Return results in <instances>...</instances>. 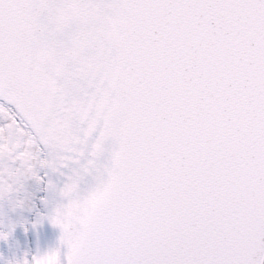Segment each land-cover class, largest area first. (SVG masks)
Returning <instances> with one entry per match:
<instances>
[{"label":"snow or ice","instance_id":"snow-or-ice-1","mask_svg":"<svg viewBox=\"0 0 264 264\" xmlns=\"http://www.w3.org/2000/svg\"><path fill=\"white\" fill-rule=\"evenodd\" d=\"M0 120L77 264H264V0H0Z\"/></svg>","mask_w":264,"mask_h":264},{"label":"rangeland","instance_id":"rangeland-1","mask_svg":"<svg viewBox=\"0 0 264 264\" xmlns=\"http://www.w3.org/2000/svg\"><path fill=\"white\" fill-rule=\"evenodd\" d=\"M6 121L0 120V125ZM44 158V154L42 157ZM45 168H37V174L42 179L37 180L36 176H29L23 180V192L13 193L10 198L0 199V229L8 230L10 224H15L12 238L8 242L0 241V253L5 257H11L14 253L23 255L24 252L33 254V247L30 241L29 223L43 212L41 197L44 194ZM23 208H14V201L25 199ZM27 223L28 231L25 232L24 224ZM31 259V255L28 257ZM0 264L3 261L0 260Z\"/></svg>","mask_w":264,"mask_h":264},{"label":"water","instance_id":"water-1","mask_svg":"<svg viewBox=\"0 0 264 264\" xmlns=\"http://www.w3.org/2000/svg\"><path fill=\"white\" fill-rule=\"evenodd\" d=\"M106 147L110 151L111 145H107ZM44 155V158L51 159V157L47 155V152H45ZM81 163H86V160L82 159ZM79 167V165L73 164L69 168H62L60 172H54L51 169L45 168L44 194L41 197V205L43 212L41 214L47 215L50 211L54 209L55 205H59L61 203L58 191L49 193L46 190L48 180H52L57 185V189L59 190L67 182L68 176L75 174L73 169L79 170ZM61 172H63L64 174L61 175ZM98 175L99 174L96 173L93 176H89L86 178L85 181L81 183L82 195L87 194L88 190L97 183L96 177ZM45 201H47V204L45 203ZM37 217L29 223L30 241L33 247V254H35L37 250L44 251L50 249L55 251L59 249L61 255L57 258V264H66V261L67 264H77L78 254L76 250L70 246L69 241L65 236L63 243L61 242V229L49 221H45L38 227L33 228L32 224L36 221Z\"/></svg>","mask_w":264,"mask_h":264},{"label":"clouds","instance_id":"clouds-1","mask_svg":"<svg viewBox=\"0 0 264 264\" xmlns=\"http://www.w3.org/2000/svg\"><path fill=\"white\" fill-rule=\"evenodd\" d=\"M37 180L42 178L36 177ZM49 193L54 191H58L57 185L52 181L48 180L47 189ZM23 192V184H17L13 186V189L10 194H6L4 198H10L13 193L19 194ZM25 199H17L14 201V208H23L25 206ZM47 204V201H46ZM59 205H55L54 209L50 211L47 215H38L36 221L32 224L33 228L38 227L43 224L45 221H49L52 224L59 227L62 231L61 242L64 240V230H63V215L59 211ZM16 225L10 224L8 226V230L0 229V241L8 242L11 240L13 232L15 230ZM25 232L28 231L27 223L24 224ZM29 255H31V259H29ZM61 255L60 250L57 249L55 251L47 249L44 251L37 250L35 254H31L30 252H24L23 255L13 254L11 257H5L2 253H0V260L3 261V264H57V258ZM129 264H141L140 261L136 259H132L129 261Z\"/></svg>","mask_w":264,"mask_h":264}]
</instances>
